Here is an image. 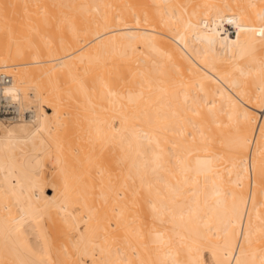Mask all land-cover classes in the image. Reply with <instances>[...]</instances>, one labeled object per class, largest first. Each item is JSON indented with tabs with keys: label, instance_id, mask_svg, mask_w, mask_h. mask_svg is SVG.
Segmentation results:
<instances>
[{
	"label": "bare ground",
	"instance_id": "bare-ground-1",
	"mask_svg": "<svg viewBox=\"0 0 264 264\" xmlns=\"http://www.w3.org/2000/svg\"><path fill=\"white\" fill-rule=\"evenodd\" d=\"M0 72V264H264V0H0Z\"/></svg>",
	"mask_w": 264,
	"mask_h": 264
},
{
	"label": "built area",
	"instance_id": "built-area-1",
	"mask_svg": "<svg viewBox=\"0 0 264 264\" xmlns=\"http://www.w3.org/2000/svg\"><path fill=\"white\" fill-rule=\"evenodd\" d=\"M11 80V75L5 72H0V117L6 121L12 120L19 115L15 102L12 101L2 90L5 84Z\"/></svg>",
	"mask_w": 264,
	"mask_h": 264
},
{
	"label": "rangeland",
	"instance_id": "rangeland-1",
	"mask_svg": "<svg viewBox=\"0 0 264 264\" xmlns=\"http://www.w3.org/2000/svg\"><path fill=\"white\" fill-rule=\"evenodd\" d=\"M81 45V44H80ZM80 64V65H79ZM78 66H79V68H81V63L79 62L78 63ZM2 71L3 70H5V71H7V72H10V71H8V69H1ZM80 71H82L81 69H80ZM35 102H37V100H35ZM81 108V107H80ZM80 108H78L79 110H81ZM55 157H54V155L53 154H49L48 155V157H47V160L48 161H51V160H53Z\"/></svg>",
	"mask_w": 264,
	"mask_h": 264
}]
</instances>
